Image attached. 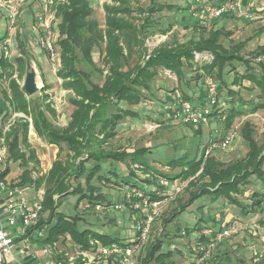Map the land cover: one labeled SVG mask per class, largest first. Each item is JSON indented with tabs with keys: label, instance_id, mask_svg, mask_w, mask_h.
Returning a JSON list of instances; mask_svg holds the SVG:
<instances>
[{
	"label": "rangeland",
	"instance_id": "obj_1",
	"mask_svg": "<svg viewBox=\"0 0 264 264\" xmlns=\"http://www.w3.org/2000/svg\"><path fill=\"white\" fill-rule=\"evenodd\" d=\"M60 1L62 0H0V57L12 64V67L8 68L0 65V94L2 90L9 87L11 79H16L21 86L24 83L27 66L22 70L17 58L22 56L21 45L25 44L27 50L26 60L35 69L37 84L40 87L39 92L32 97L38 100L45 94H51L53 105L57 110V120L55 122L60 126H64L70 121L74 106L70 103V90L65 89L63 79L58 76L60 53L58 24L60 18L57 16L56 6ZM122 1L91 0L95 17L103 26L106 20L105 4L118 5ZM125 4L133 10L131 14L127 15V18H130V21L140 29L139 35L144 41L147 53H151L156 46L166 41L176 45L177 43L188 42L193 35L200 36V33H184L182 36V32L178 29L167 35L170 27L165 29V24L159 22L158 16L160 14L154 1L127 0L126 2L125 0ZM185 17L187 21L190 20L189 15ZM170 26L172 27V25ZM166 36H169V38L166 39ZM194 39L193 37L192 40ZM221 42L225 46H230L232 43L228 39V35H222ZM244 52V50L241 51L242 54L246 55L247 52ZM94 55L96 63L103 68L104 65L99 50H96ZM148 58L149 55L146 58L144 56L141 59L142 64ZM212 59L213 54L209 52L195 51L192 60L194 66L186 68L185 78L182 81L178 79L174 72L162 68L160 70L161 74L158 73L152 83V90L146 91L144 89V93L148 97L139 105L127 107V104L122 103L123 107L121 106V108L134 110L138 114L137 117L124 116L117 122L116 128L110 130V134H97L98 137H94L90 143L91 148L85 151L84 156L87 158L89 150L123 152L149 148L150 151L143 157V160L150 168L158 171L152 184H146L141 179L144 176L150 177L151 171L146 165L132 162L129 159L126 163L106 159L102 162L103 171L108 176H112L115 182L93 181L99 193L104 196V200L95 204L80 202V207H77L78 196L72 194L62 198L56 196L57 210H62L70 216L77 215L80 218V227L101 228V231L109 232L120 238L123 236L121 244H113L119 246L120 252L118 254L109 252L107 255L110 256V259H100L98 256L99 249L104 248L102 242L92 239L91 245L95 247V251L92 252V250L78 248L70 239V247L66 245V240L57 242L58 245L56 246H47L45 250L48 259L51 260L52 256V259L58 264H87L89 260L91 262L89 264H101V260L102 264L107 262V264H119V254L129 250L128 255H132L136 264H138L140 258L146 254L149 246L156 242L158 238H161L163 232H166L165 239L167 238L169 242L165 243L164 250H175L172 264L191 263L189 256L194 250L191 247L192 241L190 239L199 235L198 231L204 223H206L204 225L217 228L215 225L217 222H213V217L209 216V213L217 210L216 214H218L221 210H224V213H231L234 216L229 224L235 228L240 225L242 228L227 240L224 246H220L216 252H213L211 258L215 257V259L208 261L209 263L206 261L207 264H257L259 261L261 262L264 253L261 254L260 258L255 259L253 251L257 250L259 254L262 250L264 252V215H260V208L256 212L251 211L252 200L248 195H253L254 192H264V184L258 178L251 177L252 184L245 187L247 195L238 196L239 205L229 203L224 198L214 199L215 196L211 194L193 197L199 191L201 183L197 185L191 183L201 171L193 177H186L185 168L168 165L171 160L181 158L183 155H188L189 159L199 158L205 149V156L214 150L224 160L245 155L248 147L241 132L245 121H250L253 124L255 139L259 145L264 146V110L256 111L257 114L246 110V113L236 117L229 127L225 119L218 120L211 115L216 112L215 109H220L224 106L223 104H227V99L217 97L218 93H216L212 96L216 100L212 101L205 83L206 78L203 77L200 83L194 78L198 75L196 69L205 62L212 61ZM78 66L80 68L86 67L82 63H79ZM85 69L87 70L89 67ZM104 76H98L97 80L102 82ZM201 91H207L209 95L201 102L191 101L184 97L186 94L195 97L201 94ZM241 92L246 99H254L252 93L243 89H241ZM185 102L194 103L195 105L205 104L207 112L204 117H197L189 122L184 121L180 116ZM214 105H216V108ZM112 111L113 114H123L120 107H114ZM29 140L39 153L41 162L39 170L48 168V165L56 159L58 146L52 145L44 138L39 137L34 129L32 134L29 135ZM61 157L66 158V152H63ZM6 162L4 160L0 164V170L5 169ZM88 164L91 165L92 162H88ZM9 166L11 167V173L7 176V181L11 183L17 180L23 171V167L19 162H10ZM112 170L117 172V177L111 173ZM151 178L153 177L151 176ZM133 180H136L144 191L156 193L161 198L159 197L160 199L157 201L149 200L140 188L130 185ZM80 182L83 186L86 185L84 179H81ZM72 183L75 186L77 185V182L72 181ZM31 195L33 207L39 204L40 200L35 193ZM144 199L149 200L147 205H144ZM121 203H124V205L119 208L118 205ZM224 204H226V207H224ZM136 205L138 206L136 207ZM152 209L156 210L157 213L146 242H141L142 240L136 234L134 220L140 212H148ZM181 209H183L182 212H180ZM24 210L27 212L25 207ZM176 210L179 213L175 215L174 211ZM31 212H33V208L28 210V216L31 215ZM216 214L214 219L217 216ZM32 225L34 223L27 226ZM43 226L47 231V226ZM183 230H186L185 234L182 233ZM130 233L132 236H128ZM7 248L1 249L3 264H9L12 260L11 256L7 257ZM181 249H186V253L179 252ZM86 253L91 255L86 256Z\"/></svg>",
	"mask_w": 264,
	"mask_h": 264
},
{
	"label": "trees",
	"instance_id": "obj_2",
	"mask_svg": "<svg viewBox=\"0 0 264 264\" xmlns=\"http://www.w3.org/2000/svg\"><path fill=\"white\" fill-rule=\"evenodd\" d=\"M56 10L60 18L58 76L63 79L65 89L71 92L70 103L74 109L68 124L60 126L55 122L57 110L51 94H45L35 100L32 96L27 97L24 94L16 79H11L9 87L0 94V148L5 146L7 149L6 157L0 161V164L4 160L7 161L5 169L0 170V181L8 183V189L27 185H33L36 189L43 188L40 217L30 229L47 226L42 239L44 244L54 245L67 240L69 236L82 250L95 249L91 245L92 239L111 247L113 244H121V238L99 232L92 227H80V218L77 215L70 216L62 210H57L56 196H78L77 207H80V202L95 204L104 200L93 181L115 182L112 176L103 171L102 162L106 159L120 163H126L129 159L146 165L151 171L150 177H153L141 178L146 184L154 182L158 171L150 168L143 160L150 151L149 148L123 152L89 150L86 158L85 151L91 148L90 143L94 137H98L99 133L110 134V130L115 129L117 122L126 115L137 117L138 114L134 110L121 108L122 103L132 107L148 97L144 89L152 90V83L160 69L174 72L182 81L186 68L194 66L192 60L195 51L209 52L213 54V59L196 69L198 75L194 79L200 83L203 77L210 76L218 83L217 97L227 99V104L215 109L216 112H213L212 116L218 120L225 119L229 127L236 117L246 113V110L252 113L264 110V45H259L246 55L241 53L245 47L244 42L227 47L221 42L224 35L222 31L214 26L208 30L209 26L217 21L214 20L201 26L200 36L196 40L191 39L176 45L161 43L151 53H147L144 41L139 35L140 29L127 18L133 10L125 4V0L118 5L105 4L104 26L95 17L91 0H62L57 4ZM21 47L22 56L18 57L17 61L24 70L29 62L26 60L25 44ZM96 50H99L102 56L103 68L95 61ZM147 55L149 58L142 64L141 59ZM134 60L137 61L136 64L131 65ZM79 63L89 69L80 68ZM0 65L4 68L12 67L3 57H0ZM126 67L129 69L126 70ZM98 76H104L102 82L97 80ZM241 89L252 93L254 99H246ZM207 95V91H201V94L195 97L187 94L184 97L201 102ZM114 107H120L123 114H113ZM214 107L216 108V105ZM15 113H22L24 116L13 118ZM31 125L39 137L59 148L52 166L41 175L40 159L29 140ZM241 132L248 147L243 156L224 160L214 150L205 156V149L199 158L189 159L188 155H183L170 161L168 165L172 167L185 168L186 177H193L201 171L191 183H201L199 191L193 197L211 194L215 196L214 199L224 198L229 203L239 205L238 196L247 195L245 187L252 184L251 177L258 178L264 184V146L259 145L255 139L254 126L250 121H245ZM63 152H66V158L61 157ZM10 162H19L23 167L17 180L11 183L7 181V176L11 173ZM88 162L92 164L89 165ZM111 173L117 177V172L112 170ZM81 179L85 180V186L81 184ZM72 181L77 182V185ZM130 183L131 186L140 188L149 200L157 201L161 198L156 193L144 191L136 180ZM248 196L252 200L251 211L256 212L264 203V194L254 192ZM182 211L183 209L180 210ZM177 213L178 210L174 211L175 215ZM165 235L167 233L163 232L161 238L149 246L138 264H172L175 250H164L165 243L169 242ZM225 242L221 246H224ZM214 259L215 257H210L207 262ZM257 264H264V258Z\"/></svg>",
	"mask_w": 264,
	"mask_h": 264
},
{
	"label": "crops",
	"instance_id": "obj_3",
	"mask_svg": "<svg viewBox=\"0 0 264 264\" xmlns=\"http://www.w3.org/2000/svg\"><path fill=\"white\" fill-rule=\"evenodd\" d=\"M151 1L155 2V6L159 10V14H160L158 16L159 22L165 24L164 25L165 29H167L166 27H170V30L167 35H169V33H173L175 29L180 30L182 32V36L184 33L195 34L201 32L202 30L201 26L203 24H200L197 21H195L190 12L194 0H151ZM208 1L220 3L222 0H208ZM243 1H244L245 10L247 8H252L250 10V17L246 18L245 16L227 15L217 19V21L211 26H209V28H211L214 25V27L222 31L224 35H228V39L230 40V42H232L230 46L244 42L245 45V47L243 48V50L245 51L244 53L246 52L248 53L249 51L255 50L259 45H264V0H243ZM187 15H189L190 17L189 21H187V18L185 17ZM170 25H172V27ZM193 37L195 39L199 38L196 37L195 35H193ZM165 38L167 39L169 38V36H166ZM167 44L171 45L173 43L168 41ZM136 62H137L136 60L132 61L131 65H135ZM59 66H60V62H58V67ZM128 69L129 67H126V70ZM160 70L159 73L161 74ZM166 71L168 70L166 69ZM197 73L198 72H196V74ZM17 114L18 113H15L13 118L21 117L18 116ZM8 128L9 125H7L6 129ZM32 130H33V126L31 125L30 134H32ZM37 155L38 157H40L38 152ZM52 163L53 162H51V164L48 165V168H44L43 170H41L40 175L47 172L49 168L52 166ZM34 174L35 176L37 175L36 172H34ZM42 189L43 188L40 187L37 189L38 190L37 191L33 185L16 186L11 189H8V187L2 189L0 187V230L2 229L7 237L13 238L14 240V246L11 249L6 247L8 249V250L6 249L7 257L11 256L10 258H12L9 264H19V263L20 264H51L50 259L47 258V253L45 249L47 248V246L50 247L52 245L44 244L42 241V239L44 238V234L46 232L45 227L42 228V226H39L36 229L31 230L30 228L32 227L27 226L28 224H26L25 222V216L20 213L17 214L18 217L17 223L15 225L10 223V219L14 215V209L18 205H23V207L27 209V212L32 208H33V212L35 211L37 204L32 207L31 194L35 193L36 195H38L40 200V190ZM261 194H264V192H261ZM225 205L226 204H224V207H226ZM260 209H261L260 215L263 216L264 203ZM216 211L209 213V216L213 217L214 223L217 222L215 223V225L217 226L218 229L229 224L230 221L234 219V216L231 213L226 214L223 212L224 210H221L218 214H216ZM27 212L26 215H28ZM33 212H31V214ZM215 214L217 215L216 216L217 219L216 218L214 219ZM39 217H40V211L38 212L37 220ZM100 229L101 228H97L96 230L103 233H109V232L101 231ZM128 236H132V234L130 233L128 234ZM121 238L123 239L124 237L122 236ZM195 238L190 239V241H192L191 247H193ZM66 241H67L66 245L70 247L69 236H68V240ZM54 245L56 246L58 245V243L56 244L54 243ZM24 247L25 250L24 252H22V249ZM103 247H104L103 249H99L100 253L98 256L100 257V259L101 258L108 259L110 256H108L105 251L110 246H103ZM94 251L95 249L92 250V252ZM186 251H187L186 249L179 250V252L181 253H186ZM86 255L89 256L91 254L86 253ZM193 255L194 254L192 253L189 256L190 261L193 258ZM101 264H102V260H101ZM186 264H191V263L188 262Z\"/></svg>",
	"mask_w": 264,
	"mask_h": 264
},
{
	"label": "built area",
	"instance_id": "obj_4",
	"mask_svg": "<svg viewBox=\"0 0 264 264\" xmlns=\"http://www.w3.org/2000/svg\"><path fill=\"white\" fill-rule=\"evenodd\" d=\"M252 8L244 9V1L243 0H222L220 3H215L208 0H194V3L190 9L192 17L200 24L206 25L210 22L217 20L221 17L227 15H238V16H245L246 18L250 17V10ZM49 45V44H48ZM205 83L208 88V92L211 95V100L215 101L216 98H212L217 91H218V83L214 81L213 78L210 76L206 77ZM195 112V114H193ZM207 112L205 104L195 105L194 103L185 102L183 104L182 115L180 116L184 121L189 122L192 121L194 118H200L201 116L204 117L205 113ZM18 116H24L22 113H18ZM200 115V116H199ZM3 141V139H2ZM228 142V141H227ZM226 143V142H225ZM7 154V149L5 146L0 148V161H2ZM6 182H0V187L2 189L7 188ZM44 190H40V203L37 204L35 211L30 215H26L23 205H18L14 209V215L10 219L11 224H16L18 217L17 214L20 213L25 216L26 224H33L37 223L38 212L41 210V201L43 200ZM143 197V194H142ZM144 205L149 203L148 199H144ZM124 203L118 205L119 208H122ZM138 205H136L137 207ZM156 210L152 209L148 212L139 213L138 216L134 220V226L136 229V234L139 237L141 242H146L149 234L151 225L153 223L154 217L156 215ZM45 226H42L44 228ZM242 227L239 225L238 228L233 227L232 225L228 224L223 226L220 229H215L208 225H203L200 228L199 235L197 239L193 243V250L194 255L193 259L191 260V264H204L216 250L229 238H232ZM183 234L186 233V230L182 231ZM14 246V241L12 238H7L4 234V231L0 230V249H5L8 247L11 249ZM26 247V246H25ZM25 247L22 249L24 252ZM173 247V246H172ZM107 254L110 253H119V246L113 245L106 249L105 251ZM129 250L123 251L122 254H119L118 263L119 264H136L132 255H128ZM262 252L257 250L253 251V255L255 259L261 257ZM88 256V255H86ZM72 257L70 258V260ZM90 261V260H89ZM87 262V264L91 262ZM51 264H58L56 263L51 256L50 260ZM20 264V263H19ZM73 264V263H71Z\"/></svg>",
	"mask_w": 264,
	"mask_h": 264
},
{
	"label": "water",
	"instance_id": "obj_5",
	"mask_svg": "<svg viewBox=\"0 0 264 264\" xmlns=\"http://www.w3.org/2000/svg\"><path fill=\"white\" fill-rule=\"evenodd\" d=\"M21 90L24 92V94L27 97L33 96L40 90V87L38 86L37 80H36L35 69L33 68L31 64L27 65L26 75H25L24 83L21 86ZM0 256H2L1 249H0ZM0 264H3L1 257H0Z\"/></svg>",
	"mask_w": 264,
	"mask_h": 264
},
{
	"label": "bare ground",
	"instance_id": "obj_6",
	"mask_svg": "<svg viewBox=\"0 0 264 264\" xmlns=\"http://www.w3.org/2000/svg\"><path fill=\"white\" fill-rule=\"evenodd\" d=\"M1 257V256H0Z\"/></svg>",
	"mask_w": 264,
	"mask_h": 264
}]
</instances>
